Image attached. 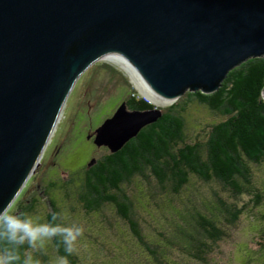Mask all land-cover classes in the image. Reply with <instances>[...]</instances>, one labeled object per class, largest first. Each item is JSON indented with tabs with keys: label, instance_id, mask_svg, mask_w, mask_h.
Instances as JSON below:
<instances>
[{
	"label": "water",
	"instance_id": "water-1",
	"mask_svg": "<svg viewBox=\"0 0 264 264\" xmlns=\"http://www.w3.org/2000/svg\"><path fill=\"white\" fill-rule=\"evenodd\" d=\"M256 57L264 0H0V209L23 192L75 85L98 62L130 66L171 106L188 91H217ZM136 89L154 108L123 102L96 129V147L116 153L162 116Z\"/></svg>",
	"mask_w": 264,
	"mask_h": 264
},
{
	"label": "trees",
	"instance_id": "trees-1",
	"mask_svg": "<svg viewBox=\"0 0 264 264\" xmlns=\"http://www.w3.org/2000/svg\"><path fill=\"white\" fill-rule=\"evenodd\" d=\"M263 90L264 57H256L232 69L217 91L186 92L187 99L162 109V116L145 126L121 150L111 153L107 149L109 153L97 158L91 167L89 163L94 158L90 155L87 164L78 171V179L67 173V180H43L46 181L43 193L51 196L46 221L51 220L53 212L60 213L51 192L58 189L68 196L69 187L74 185L76 199L86 212H99L110 205L142 246L148 247L133 215L130 196L124 189L137 177L153 179L170 196H179L193 179L205 184L216 183L232 199L247 194L253 199L251 205H261L264 195L253 186L252 165L264 162ZM123 102L131 111L154 108L137 93H132L120 105ZM192 102L223 118L210 125L204 141H191L187 135L185 112ZM37 203L35 196L27 200L20 198L14 210L30 216ZM201 205L202 208L183 214L176 212L181 217L179 223H174L177 235L172 238L183 252L205 263L212 246L226 237L220 227L222 221L223 225L233 227L247 206L239 207L220 196H215L214 202ZM52 244L57 256L67 255L60 238L53 239ZM25 250L26 246L21 253ZM68 259L70 264H80L76 251Z\"/></svg>",
	"mask_w": 264,
	"mask_h": 264
},
{
	"label": "rangeland",
	"instance_id": "rangeland-1",
	"mask_svg": "<svg viewBox=\"0 0 264 264\" xmlns=\"http://www.w3.org/2000/svg\"><path fill=\"white\" fill-rule=\"evenodd\" d=\"M131 80L125 70L108 60L98 62L80 78L66 102L40 166L15 201V207L20 198L27 200L35 196L39 203L30 216L46 222L51 196L44 195L46 181L43 180H67L68 174L78 179V171L87 164L91 154L97 159L109 153L95 146L92 152L93 145L88 136L91 134L94 138L96 129L115 113L120 102L132 93L139 95ZM184 99L187 94L175 103ZM167 104L157 107L165 109L170 106ZM185 120L189 140L204 141L210 125L223 118L192 102L187 106ZM252 171L253 186L264 195V162L252 165ZM69 189L68 196L58 189L51 193L57 200L64 223L84 227V235L76 244L80 264H264V199L255 207L250 204L253 199L247 194L235 200L219 184H205L195 179L179 196H170L153 179L137 177L124 189L132 201L133 215L148 246L145 247L113 207L107 205L99 212H86L76 199L74 185ZM215 196L247 207L233 227L223 225L222 221L220 227L226 237L212 246V253L205 256L203 263L174 245L172 237L177 235L174 223H179L181 217L176 212L183 214L202 208V203L214 202ZM32 254L39 264H54L57 257L52 240Z\"/></svg>",
	"mask_w": 264,
	"mask_h": 264
},
{
	"label": "clouds",
	"instance_id": "clouds-1",
	"mask_svg": "<svg viewBox=\"0 0 264 264\" xmlns=\"http://www.w3.org/2000/svg\"><path fill=\"white\" fill-rule=\"evenodd\" d=\"M16 195L0 209V264H39L33 252L45 243L60 238L65 256H57L54 264H70L68 256L76 251L77 241L84 235V227L64 223L62 213L53 212L51 220L39 222L15 208ZM27 248L21 253L22 248Z\"/></svg>",
	"mask_w": 264,
	"mask_h": 264
},
{
	"label": "bare ground",
	"instance_id": "bare-ground-1",
	"mask_svg": "<svg viewBox=\"0 0 264 264\" xmlns=\"http://www.w3.org/2000/svg\"><path fill=\"white\" fill-rule=\"evenodd\" d=\"M108 61H111L114 64L119 65L123 70L128 72V75L132 79V81L135 84V86L142 93H144L148 99L154 101L156 104H162V105H166L167 104V102H168L167 100L159 98L151 90H149V88L142 81V79L139 77V75L130 66L126 65L125 63H123V62H121L119 60L113 59V58H108ZM168 104H169V102H168Z\"/></svg>",
	"mask_w": 264,
	"mask_h": 264
},
{
	"label": "flooded vegetation",
	"instance_id": "flooded-vegetation-1",
	"mask_svg": "<svg viewBox=\"0 0 264 264\" xmlns=\"http://www.w3.org/2000/svg\"><path fill=\"white\" fill-rule=\"evenodd\" d=\"M112 117V116H111ZM91 135V134H90ZM93 139L94 138H91V139H89V142H90V144H92V145H94L95 146V144H94V142H93ZM96 147V146H95ZM96 148H98V147H96ZM108 148H106V147H100L99 148V150H107ZM95 150V149H94ZM94 150L92 151V152H94ZM92 155V154H91ZM92 157V156H91ZM95 160H97L96 158H94ZM96 163V162H95Z\"/></svg>",
	"mask_w": 264,
	"mask_h": 264
}]
</instances>
